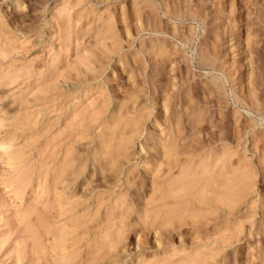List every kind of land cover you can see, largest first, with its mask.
I'll return each instance as SVG.
<instances>
[{
    "label": "rangeland",
    "instance_id": "obj_1",
    "mask_svg": "<svg viewBox=\"0 0 264 264\" xmlns=\"http://www.w3.org/2000/svg\"><path fill=\"white\" fill-rule=\"evenodd\" d=\"M0 264H264V0H0Z\"/></svg>",
    "mask_w": 264,
    "mask_h": 264
},
{
    "label": "bare ground",
    "instance_id": "obj_2",
    "mask_svg": "<svg viewBox=\"0 0 264 264\" xmlns=\"http://www.w3.org/2000/svg\"><path fill=\"white\" fill-rule=\"evenodd\" d=\"M143 134H144V133H143ZM143 134H142V135H143ZM119 136H120V135H119ZM133 139H134V138H133ZM115 156H116V155H115ZM115 156H114V157H115ZM108 164H109V163H108ZM119 171H120V170H119ZM196 177H197V176H196ZM192 178H193V176H192ZM166 187H167V186H166ZM229 191H237V184L233 182V186H230ZM162 192H163V191H162ZM203 192H204V191H203ZM210 192H211V191H210ZM212 192H213V191H212ZM160 193H161V192H160ZM206 193H208V192H206ZM199 194H200V193H199ZM202 194H203V193H202ZM212 194H213V193H212ZM205 195L207 196V194H205ZM208 195H209V194H208ZM189 196H190V195H189ZM191 196H192V195H191ZM191 196H190V197H191ZM224 196H225V195H224ZM186 197H187V196H186ZM190 197H189V198H190ZM193 197H195V196H193ZM210 198H211V197H210ZM211 199H213V197H212ZM181 205H182V204H181Z\"/></svg>",
    "mask_w": 264,
    "mask_h": 264
}]
</instances>
